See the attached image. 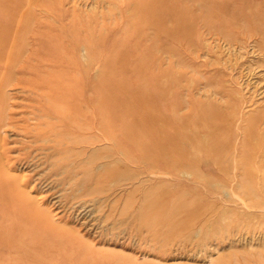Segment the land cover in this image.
Here are the masks:
<instances>
[{
    "label": "rangeland",
    "instance_id": "rangeland-1",
    "mask_svg": "<svg viewBox=\"0 0 264 264\" xmlns=\"http://www.w3.org/2000/svg\"><path fill=\"white\" fill-rule=\"evenodd\" d=\"M135 1L0 0L20 55L0 61V155L25 197L0 194V264H264V0H160L155 29L132 21ZM70 41L90 127L37 136L55 118L36 120L22 80L60 69ZM108 54L118 109L157 119L140 142L92 116Z\"/></svg>",
    "mask_w": 264,
    "mask_h": 264
},
{
    "label": "bare ground",
    "instance_id": "bare-ground-1",
    "mask_svg": "<svg viewBox=\"0 0 264 264\" xmlns=\"http://www.w3.org/2000/svg\"><path fill=\"white\" fill-rule=\"evenodd\" d=\"M159 1L160 0H136L135 1L134 7H133V20L132 21H134V22L136 21L137 27H139V29H140V27H145V26L155 29V27L159 26V24H160L159 14L162 11L160 8V2ZM30 16H31V14H30ZM17 18H19V17H17ZM21 22H23V21H21ZM26 23H27V21H26ZM29 25H30V23L28 24V27H29ZM18 26H16V27H18ZM138 34L140 35V33H138ZM6 35H9V36L12 35V38H15L17 35V32L13 33V34H9V32L6 31ZM96 39H98V38H96ZM8 41L9 40H7V39L0 40V61L4 63V66H5L4 68L13 67V65H15L17 60L20 58L19 54L13 55V53H11L15 47L13 45L14 40L11 41L12 43H10ZM64 48L66 49V51L64 52V54H60V56H59L61 58L60 61L62 62L60 64L61 65L60 69H58L56 71L52 70V68L57 67V66L51 59H49V60H46V61L40 63L41 64L40 69L34 68L33 72L29 73L30 75H33L34 78H31L28 80H22L25 84H27L29 87H31L29 89V91H30L29 92V99L31 102H35V103H33V105L27 104L25 106L26 107L29 106V108L31 107V109L37 110V113L34 114L36 120H38L41 116H44V117L53 116V118H55L54 122H51V123L45 122L46 129H43V130H38L39 127H38V124H36L35 135H37V136L38 135L41 137H44L45 135L48 136L51 129H59L61 131H65V132L66 131H74L75 132V131L82 130L84 127H90L89 123L86 121V119H87L86 112H87V108H89V107H85V106H81V105L77 104V102L79 100L83 99L82 95H81L82 93L79 90L78 82H77V80H75V82L77 84L73 85L72 83H70L71 82L70 78H68V68L76 67V64H77L76 59L71 57V55H70L71 51H73L75 49V42L70 41V43L67 46H64ZM59 57H55V58L57 59ZM46 59H48V58H46ZM99 69H100V73L102 74L101 81H99L98 83L96 82L92 85L93 91L98 92V95L94 96L93 99L87 100V102H89L91 109H92V116L98 115L100 117V124H101L100 126L104 130H107L108 135L110 137H114V133L118 132L124 138V140H126L127 142H130L131 139H130L129 135H130V133H132V134H136V137H137L136 140L138 142H140V140H142V138H140L139 135L148 133L150 131V128L148 129V126L149 125H155L157 122V119L156 120L145 119L142 122L140 119L136 120L134 118L135 107L130 108L128 105H126L125 107L121 108V110L118 109L119 104L118 105L116 104L117 99L115 98L114 93H113L114 85H113V80H111L113 74H115V72H114V70H115L114 61H113V55L112 54H108L104 57L101 66H99ZM119 69L122 70V72H125L126 71V65H124L123 67L121 66ZM7 70L4 73H2V72L0 73V96H2V86L5 83L10 81V75L12 73L11 72L12 70H10V71L8 70L9 72ZM51 70L54 71V73H51ZM136 71L141 72L140 68H136ZM121 86H123L124 89L126 87L125 84L122 82H121ZM40 92H42V93H40ZM128 99H129V97L127 98V100ZM130 99H132V97ZM127 100L125 98V102ZM135 101H137L139 103L137 108L148 105V102L143 101V100H139L138 98L135 99ZM131 116H132L133 120L126 122L125 120L127 119V117H131ZM160 117H161V115H159V118ZM118 120L121 121L122 123H120L119 125H116V122ZM248 124H249V127L252 128L254 126V121L253 120L249 121ZM90 131H91V129H90ZM64 137H66V136H64ZM166 138H168V137H166ZM46 140H47V138H46ZM251 140H253V139H251ZM58 142H54V143L57 144ZM71 146L74 147V145H72V144H71ZM214 146H216V145H214ZM71 148H69V150ZM167 148H170V147H167ZM182 148H184V147H182ZM247 153H248V151H247ZM68 156H70V155H68ZM1 158L2 157L0 155V194H1V197L9 198V199L11 198V199L17 200L19 202H23L25 200V197L22 196L16 190V188L18 186L16 179H18V178L13 179V178H10L4 174V172H3V169H4L3 164L4 163L2 164ZM175 168H177V167H175ZM149 200H151V199H149ZM22 213L24 215L26 213L27 215H29V217H32L31 210H27L26 212H22Z\"/></svg>",
    "mask_w": 264,
    "mask_h": 264
}]
</instances>
